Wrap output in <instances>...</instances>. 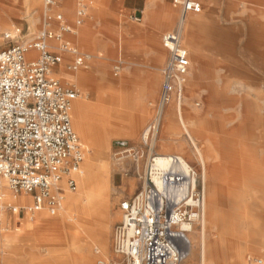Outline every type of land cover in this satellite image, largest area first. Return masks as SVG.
I'll list each match as a JSON object with an SVG mask.
<instances>
[{
    "label": "rangeland",
    "instance_id": "1",
    "mask_svg": "<svg viewBox=\"0 0 264 264\" xmlns=\"http://www.w3.org/2000/svg\"><path fill=\"white\" fill-rule=\"evenodd\" d=\"M78 1L66 0L68 9L71 11L68 15L71 22L75 20L76 10L79 7ZM82 1L84 8L87 4L89 8L92 7L99 13L103 30L102 36L117 40V45L109 51V59L100 61L97 69L91 66L80 67L93 78L75 97L80 95L90 104L99 103L112 108L107 121L102 120L99 113L95 111L87 112V115H90L92 119L93 136L96 138L101 136L107 143L105 148L108 154L107 159H101V164L105 165L104 170L109 183L107 212L103 220L104 223H102L104 228L89 229L88 232L93 237L87 236L79 230L73 219L61 213L63 203L52 213L45 207L40 212L45 211L50 219H53L55 213H60L62 218L75 228L76 236L75 240L71 241V245L75 244L77 250L79 247L82 255L86 250L96 254L95 264H101L98 263L99 260L103 261V264H125L124 259L112 251L113 230L122 218L120 202L131 197L141 187L142 177L146 173L148 158L143 156L135 161L133 154L149 145L155 154H178L185 159L197 172L198 188L203 192L204 184H206L207 190L217 195L220 209L231 212L230 218L227 220L230 228L226 230L225 239L228 240L232 248H219V250L212 248L220 238L218 225L215 222H207L205 231H203L201 226L203 218H199L192 224V229L188 233L191 241L190 255L181 264H239L231 259V254L236 248L244 250L245 263L243 264H249L252 258L264 259V247L256 242L260 237L258 235L264 233V179H255L253 175L255 168H252L254 160H264V132L263 135L261 132L262 129L264 130V120H262L264 108L259 109L258 105H261V101L256 97L259 91L264 92V59H261L264 56L261 54L258 44L253 45L252 48L255 53L253 60L247 59L253 54L244 51L248 32L246 15L249 14L248 7L254 4V0H200L202 9L198 13H188L182 24L180 8L174 6L171 0L160 1L159 9L164 15L163 19L170 15L172 17L168 26L158 29L157 37L160 45L161 37L166 31L184 30V27L193 21L192 19H195L197 23L205 21L207 29L219 33L220 39L222 38L221 40L226 44H214L215 46L205 48L209 51L207 56L212 57L215 61L214 66L209 67L204 64L205 69L200 72L203 74L194 81H191L189 77L197 74L199 69L190 70L191 75L188 74L186 77L180 102L173 98L164 107L159 128L156 134L148 139L147 145L144 144L142 136L147 125L153 121L156 115L161 76L158 79L154 98H149V108L133 110L131 111L132 116L127 115L124 118H119V115L116 114L115 108L118 103L107 99L106 86L109 83H104L101 78L103 74L107 81L114 82L113 85L118 90L121 87L128 88L129 78L124 71L127 62L124 55L125 42L128 37L137 36L140 33L139 29H133V27L140 26L142 20L136 21L130 12L121 9L119 5H117V9L109 10L95 0ZM33 15H35L34 26L29 31V22ZM43 19V0H39L36 6H31L29 0H0V50L7 48L17 40V38H4V32L13 33L15 28H20V39L25 40L41 30ZM187 31L189 32V26L186 27V44L181 36L182 44L186 47L188 46L187 40L189 41ZM77 46L82 52L88 51L80 44ZM161 49L160 69L162 70L169 52L162 45ZM102 63L105 66L100 67ZM116 66L118 69H115ZM75 71L66 70L69 73ZM208 73H212V76H209ZM60 82L64 84V82ZM210 82L219 91L216 98L208 97L207 85ZM75 83L76 86L74 84L71 86L76 88L78 84ZM99 92L105 101L100 100ZM262 101L264 103V96ZM256 116L261 117L255 118ZM209 124H215L218 128L211 129ZM131 128L134 130L133 133ZM78 136L83 148V141L79 134ZM130 149L131 151H129ZM93 150L99 149L95 147ZM84 158L83 149L80 166ZM233 161L239 162L240 170H244V176L241 175V177L245 181L243 179L241 185L233 183L230 178L232 177L230 166H233ZM246 161L250 163L248 164ZM245 175L249 177L245 178ZM1 188L0 190L4 187ZM80 188L78 183L77 190L73 193H78ZM7 193L13 195L11 190L10 192L7 190ZM8 201V199H0V224H7L3 226L5 228H8V225L20 227L21 220L18 217L25 214L26 208L19 207L14 212L13 206H6ZM240 211L241 213L245 212V216L239 217ZM60 223L62 224L61 232L48 229L41 223L37 226V230L43 233L42 236L32 235L29 238L31 231H28V236L25 234L21 243L28 246L26 264H77V256L69 246L70 236L65 231L66 226L62 220ZM202 240H205L211 248L204 259L200 246Z\"/></svg>",
    "mask_w": 264,
    "mask_h": 264
},
{
    "label": "built area",
    "instance_id": "2",
    "mask_svg": "<svg viewBox=\"0 0 264 264\" xmlns=\"http://www.w3.org/2000/svg\"><path fill=\"white\" fill-rule=\"evenodd\" d=\"M62 1L43 0L42 29L25 40L20 39V28L4 32V38L17 40L0 50V188L29 195L28 211L45 207L54 212L63 192L57 182L65 176L66 187L74 191L76 182L69 171L83 158L70 114L78 90L62 84L51 71L62 61L51 40L72 55L69 70H77L88 57L63 36L74 27L54 10ZM171 1L181 10V23L188 13L202 9L200 0ZM78 6L75 25L85 14L84 5ZM51 20L58 22L57 30L50 27ZM161 43L169 55L161 70L156 115L142 136L145 145L158 130L164 107L173 98L180 102L190 66L178 31L165 32ZM143 156L148 158L146 173L141 187L120 202L122 218L113 230L112 251L125 264H181L191 249L186 225L201 216L203 192L197 186V172L178 154H155L149 145L133 154L135 161ZM161 156H166L165 168L155 165ZM249 264H262V259L252 258Z\"/></svg>",
    "mask_w": 264,
    "mask_h": 264
},
{
    "label": "crops",
    "instance_id": "3",
    "mask_svg": "<svg viewBox=\"0 0 264 264\" xmlns=\"http://www.w3.org/2000/svg\"><path fill=\"white\" fill-rule=\"evenodd\" d=\"M81 1L82 0H79L78 3ZM95 1L107 7L109 10L111 9L114 10L115 8L117 9V5H119L121 9L130 12L136 21L139 22L142 20L140 26L133 27V29H137V30L139 29L140 33L137 36L128 37L127 42H125L126 47L124 49V53H125L124 55L127 58V62L124 66V71L129 78L128 79L129 85L127 91L129 92V97H130L129 100L130 108L132 110L147 109L149 108L150 105V99L154 98L158 79L161 76L160 54L162 53V49H161L162 43L160 45L159 39L157 37L158 29H161L162 26L164 27L168 26L169 21L172 19V17L170 15V16H166L165 19H163L164 15L161 14L162 13L161 9H159L160 6L159 4L161 0H95ZM253 2L254 4H251L248 7L249 14L246 15V20H248L247 21L248 32L246 34L247 40L245 41L244 51L246 53L253 54V56L247 58L248 60H253L255 57V53L252 49L253 45L255 44L260 45L261 54H263L264 56V0H254ZM85 8H86L85 14L82 18V23L80 25H75L74 21L72 22L70 21L68 15H70L71 11L68 9L66 0H63L58 6L54 7V10L62 12L65 21L69 25L74 27L72 32L64 33L63 35L64 38L69 40L71 44L74 45L80 53L88 55L82 67L91 66L97 69L100 61L109 59V51L115 45H117L116 42L117 40L109 37L104 38L102 36L103 30L101 26V20L99 18V13H97V11L94 8L92 7L89 8L87 4H85ZM31 19L32 20L29 22V27H28L29 31L33 29L35 15H33ZM164 20L167 21L168 23L163 24ZM192 20L193 21H191V23L189 22L188 25L189 26L188 33L191 36H193L194 43L191 44V47L187 43L188 45L187 49L189 51V57H190V66L188 70L189 76L191 75L190 70L192 69L196 70L198 68L199 72H202L205 69L204 67L205 60L210 58V56H207V53L209 51H207L204 48H201L200 50L199 48L195 47V45L201 44L200 39L202 38V36H204V29L206 30L205 21L201 22L200 24L197 23L195 19ZM181 24H180V28L182 27ZM196 24L197 26H195ZM208 26L211 27L210 25ZM50 27L53 30H57L58 22L56 20H51ZM180 30L181 29L178 30L179 33ZM172 31H177V30H172ZM213 32L216 31L213 30ZM214 34L217 35L218 38L216 39L218 42L220 35L219 33H214ZM50 44L52 46V49L58 52L62 56V61L52 67L51 70L52 74L58 80L62 82H67L66 85L74 84L76 86L75 73L77 70L74 73L66 72V70H69L67 69V65L71 62L73 58L72 55L67 51L60 50L57 47L58 44L56 41L51 40ZM77 44H80L83 48L87 49L89 52L80 51ZM188 47L191 50V55ZM198 50L201 51V54ZM195 52L196 54L197 52H199L198 60L196 56H195L196 59L193 56ZM218 54L220 55V53ZM33 55H36V52H33ZM214 59L217 60L216 58ZM100 65H101L100 67H102L104 64L102 63ZM76 89L78 90L77 87ZM159 94H160V88H159ZM90 102L94 103L93 101ZM131 131L133 133L134 130H132L131 128ZM78 183L79 182L77 178V184ZM3 187L4 186H2V188ZM4 188L7 189L6 187ZM2 190H0V193ZM66 191L67 190H65V192ZM14 196L17 197L24 196L28 198V202L26 203L25 206L8 201L6 206H13L14 212H16L19 207L27 208V206L31 204V197L29 195L17 194ZM63 198H64V194H63ZM0 199H7V198L2 197L0 194ZM43 209L44 207L35 211L32 214H29L26 210L25 214H23L22 217H18V219L21 220L20 227H11L10 225H8V228H5L3 226H6L7 224H3V223L0 224V230H1L0 231V264H10V262L11 264L12 263L26 264V261L28 260V255H27L28 246L21 242L23 241L26 235L28 236V231H31L33 229L31 225H33L35 220L40 221L42 224L46 225L48 229H54L59 232H61L62 229V224L60 223V221L62 220V222H64L63 224H65L66 226L65 231L70 236L69 246L77 256L76 263L95 264L96 254L86 250V252H84L82 255L80 253L79 247L77 250L75 244L71 245V241L73 239L75 240V236H76V234L74 233L75 228H73L72 225H70V223H67L64 218H61L63 217L62 215L54 214L53 217L54 218L58 217V218L56 219L53 218V220L47 217V215L44 216V214H42L43 212H40V210ZM46 218H48L49 221H46L48 220ZM17 228H20L21 230L18 232ZM31 237L32 235L29 236V238Z\"/></svg>",
    "mask_w": 264,
    "mask_h": 264
},
{
    "label": "bare ground",
    "instance_id": "4",
    "mask_svg": "<svg viewBox=\"0 0 264 264\" xmlns=\"http://www.w3.org/2000/svg\"><path fill=\"white\" fill-rule=\"evenodd\" d=\"M38 3H39V0H29V4L31 6H36ZM164 23L167 24L168 22L163 21V24ZM205 24H207V23H205ZM186 27H188V25L185 26L184 27L185 29L184 30L182 29V32H181V35L184 37L183 41L185 42V44H186ZM187 37H188L187 39H189V41L187 40V43L191 47V44L194 43V38H193V36H191L188 33V31H187ZM216 38H218L217 35L214 34V32H211L210 30H208L207 26H206V30L204 29V36H202V38L200 39L201 44H197V45H195V47H197L201 50V48H204V49L210 48L214 44H219V45L226 44V42L221 40L222 38L221 39L219 38L218 42H217ZM194 49H196V48H194ZM200 50H198V51L201 54ZM199 52H197V54H196V52L193 54L194 58L196 56L197 60L199 58V56H198ZM261 59H264V58L261 57ZM214 62L215 61L212 59V57H210L209 59L205 60L204 64L209 66V67H213ZM208 74H209V76H212V73H208ZM201 75L202 74L200 72H198L197 74H195L189 78H191V81H194L198 77H200ZM92 78H93V76L88 74L85 70L78 68L76 73H75V82H77V84H78V87H77L79 90L78 92H80V91L82 92L84 89L83 87H85L90 82V80ZM101 78H102V81L104 83H107V82L109 83L106 86V88H107L106 91L108 94L107 99L108 100H114L116 103H118V106L115 109H116V114L119 115V118H124L127 115L132 116L133 113L131 111H133V110L130 108V104H129L130 97H129V92L127 91V89L122 88V87L119 88V90L116 89L115 85H113L114 82L109 81V80L107 81L103 74H102ZM66 83L67 82H64V84H66ZM207 90H208V97L209 98L218 97L219 91H217V88L214 86V84L212 82H210L207 85ZM263 96H264V92L262 90L256 94L257 100L261 101V105L260 104L258 105L259 109L264 108V103L262 101ZM98 97L100 98L101 101H105V100H103L104 97H102L101 92H99ZM245 104H244V106L246 107ZM91 110L99 113V115L102 117V120L104 119L105 121H107V118L111 114L112 108L108 105H103V104H99V103L90 104L88 101H85L82 98V96H80V95L73 100L72 107H71V113H70L71 114V124H72L73 128L75 129V131L80 135V137L83 141V146H84L83 149H84V157L85 158H84V161L81 164V166H80V163H81L80 162L79 165H77L75 168H72L69 171V175L76 182V189L74 191H70L66 187V184H65L66 177L65 176L60 181L57 182V185H59L63 188V192L60 194V202H59V206H58V208H60L62 206V203H63V208L61 209V213H64L67 215V217L69 216L70 219H73V221L80 228L81 232H83L87 236L89 235V236L93 237V235L88 232L89 229H93L94 227H103L104 228V224H102V223H104L103 220L106 217L105 215L107 212L106 208H107V200H108V193H109V189H108L109 183H108L106 172L104 170L105 165L101 164V159L106 160L107 156H108L107 151L105 150V148L107 147V143L103 139V137L101 138V136H100V137L96 138V136L95 137L93 136L94 131L92 128V123H91L92 119H91L90 115H87L88 114L87 112L91 111ZM260 117L261 116H256L255 118H260ZM262 120H264V118ZM209 126L211 127V129H217L218 128V126L215 124H209ZM261 132L263 135L264 130L262 129ZM121 136H122V134H121ZM93 145H94V147H93ZM95 147L99 150H93V148H95ZM234 156H236V155L234 154ZM165 157L166 156H164V157L161 156V157L156 158L155 159V165L160 167V168H165L166 167ZM231 159H233V158H231ZM235 162L236 161H233L232 162L233 166L232 165L230 166L231 167L230 172H232V177H230V178H231L233 183L241 185V183L244 179L241 177V175L244 176V170H240V168L238 166V165H240V164H238L239 162L238 163H235ZM244 162H245V160H244ZM253 162L254 163H252V168H255V170H254L255 174H253L255 179H260V180L264 179V174H263L264 160L263 161L254 160ZM247 163L249 164L250 162H247ZM79 166H80V168H79ZM249 172H248V174H249ZM247 176L248 175H245V178ZM76 177L79 179L78 182H79V186H81V188H80L78 193H73L77 190V186H78ZM231 180H228V181H231ZM244 181H245V179H244ZM234 186H236V185H234ZM4 187H6V186H4ZM206 187H207V185L204 184L202 203H201V216H200V218H203L202 223H201L202 230L205 231V226H206L207 222L208 223L215 222V224H217L218 228H219L220 238L218 241L215 242V244L213 246L211 245L212 248L214 247V248H216V250H219V248H223V249L224 248L225 249L232 248L231 245H229L230 243L228 242V240L225 239L226 230H228V228H230V225L228 223L229 221H227V220L230 218L231 212H229V211L227 212L225 210L220 209V207L218 205V201H217V195H215L214 193H211L210 190L208 191ZM3 190L4 191H2L0 194L4 198H7L9 200V202H13V203L19 204V205H24L28 202L27 197H24V196L17 197V196H14V195H17L14 193H12L14 195H9L7 193V190H5V189H3ZM65 190H67V191L65 192ZM63 194H64V198H63ZM29 206H27V208ZM27 208H26V210H27ZM41 208H43V207H41ZM37 210H39V209H37ZM37 210H33V211L27 210V212L29 214H32ZM238 211H239V209H238ZM41 212H43L42 214H44V216H46L45 211H41ZM38 213H40V212H38ZM244 213H241V211H240L239 217L245 216ZM55 214L61 215L60 213H55ZM56 218H58V217H56ZM56 218H54V219H56ZM46 221H49V220H46ZM200 221H201V219H200ZM39 224H41V222L36 220V221H34L33 225H31L33 228L31 230V232L33 234L31 233V235H40V236L43 235V233L40 230H37V226ZM186 228H189V230L191 231L192 225L190 227H188V225H186ZM17 230L19 232L21 229L17 228ZM9 236H10V234H9ZM258 236H260V237L256 241L257 244L260 245L261 247H264V233H261ZM200 246L202 249V254H203V259H204V258H206V253L208 251H210L211 248H210V245H208L205 240H202L200 242ZM243 251L244 250L236 248L233 251V253L231 254V259L236 261L239 264L245 263ZM98 263L103 264V261L102 262L99 261ZM263 263H264V259L262 260V264Z\"/></svg>",
    "mask_w": 264,
    "mask_h": 264
}]
</instances>
